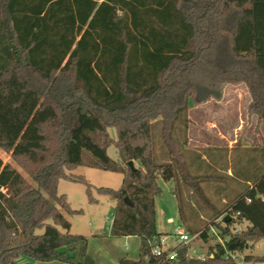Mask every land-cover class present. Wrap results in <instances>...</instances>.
Returning <instances> with one entry per match:
<instances>
[{
	"label": "trees",
	"instance_id": "trees-1",
	"mask_svg": "<svg viewBox=\"0 0 264 264\" xmlns=\"http://www.w3.org/2000/svg\"><path fill=\"white\" fill-rule=\"evenodd\" d=\"M225 84L245 85L264 123V0H0V150L10 157L0 155V264H96L59 209L81 212L58 193L61 179L84 184L91 203L93 189L115 200L110 234L140 238V257L115 264H242L264 240V169L223 209L212 205L205 227L181 215L191 236L216 239L209 254L180 243L170 260L150 245L165 235L160 177L182 176L209 202L175 132L191 105L220 99ZM79 166L121 173L123 183L95 187L72 173Z\"/></svg>",
	"mask_w": 264,
	"mask_h": 264
},
{
	"label": "rangeland",
	"instance_id": "rangeland-1",
	"mask_svg": "<svg viewBox=\"0 0 264 264\" xmlns=\"http://www.w3.org/2000/svg\"><path fill=\"white\" fill-rule=\"evenodd\" d=\"M250 103V94L245 85L225 84L220 99L210 98L201 104L191 105L188 112L190 123L187 126L183 119L178 122L176 137L182 141L187 140L183 153L191 173L206 177L201 181V186L209 202H204L194 188L184 182L182 176L177 181L159 178L162 193L155 199L156 227L169 237L170 245L174 244L170 235L182 223V214H197L191 216L192 220L202 222L205 227L213 214L212 205L223 209L239 191L249 187L246 184L249 177L264 169V123H258L257 116L250 111ZM160 126L158 123L153 127L156 159L159 162L168 160ZM109 133L116 138L115 128H109ZM108 154L119 161L115 145L108 148ZM0 155L5 162L10 160L9 155L1 150ZM258 163H261V169L257 168ZM72 173L85 176L95 187L118 189L124 180L121 173L86 166H79ZM176 188L179 195L174 193ZM58 193L66 194L72 209L81 210L79 213H70L59 207L71 222V233L88 238L87 254L96 264H115L123 256L132 259L140 257L139 238L113 237L110 234L116 211L115 200L93 189L98 202L91 203L84 184L65 179L59 181ZM243 227L246 228V224ZM215 242L213 238L206 242L195 233L188 244L189 254L204 257L210 251V244ZM250 251L245 250L244 254ZM244 254L240 262L250 264L244 261ZM253 254L256 264H264V240L256 245ZM27 260L35 264H57L38 262L31 258Z\"/></svg>",
	"mask_w": 264,
	"mask_h": 264
},
{
	"label": "built area",
	"instance_id": "built-area-1",
	"mask_svg": "<svg viewBox=\"0 0 264 264\" xmlns=\"http://www.w3.org/2000/svg\"><path fill=\"white\" fill-rule=\"evenodd\" d=\"M170 222H173L172 219H169ZM173 238L174 244H169V237L163 235L159 238H154L150 241L152 247V252L157 256H166L170 260H174L177 257V252L173 249L180 243H189L192 236L188 233L185 225L183 223L176 226L174 233L170 235Z\"/></svg>",
	"mask_w": 264,
	"mask_h": 264
},
{
	"label": "crops",
	"instance_id": "crops-1",
	"mask_svg": "<svg viewBox=\"0 0 264 264\" xmlns=\"http://www.w3.org/2000/svg\"><path fill=\"white\" fill-rule=\"evenodd\" d=\"M261 163H262V162H261ZM261 163H258V164H257V168H258V169H261V168H262ZM248 184H250V182H249ZM169 219H172V218H169ZM247 226H248V224H247ZM157 231H158V230H157ZM159 232H160V231H159ZM162 233H163V232H162ZM125 237H126V238H128V237H137V238H139L138 236H125ZM139 240H140V238H139ZM260 242H262V241H260ZM260 242H259V243H260ZM140 244H141V240H140ZM256 245H257V244H256ZM256 245H255V247H256ZM139 247H140V245H139ZM255 247H254V248H255ZM254 248H253V249H254ZM253 249H251L250 253H245V254H244V252L242 253V254H244V256H246V255H252V256H253V260H252V261H248V262L245 261V262L250 263V264H256V258H255V255L253 254ZM209 253H210V252H209ZM209 253H208V254H209ZM242 254H241V256H242ZM244 256H243V257H244ZM56 263H57V264H62V263H59V262H56Z\"/></svg>",
	"mask_w": 264,
	"mask_h": 264
},
{
	"label": "water",
	"instance_id": "water-1",
	"mask_svg": "<svg viewBox=\"0 0 264 264\" xmlns=\"http://www.w3.org/2000/svg\"><path fill=\"white\" fill-rule=\"evenodd\" d=\"M129 165L133 168V169H135V165H134V162L133 161H129ZM226 221V218L224 219V222Z\"/></svg>",
	"mask_w": 264,
	"mask_h": 264
}]
</instances>
